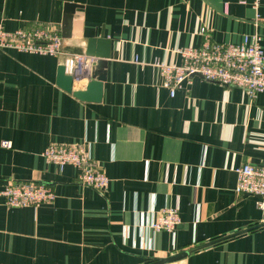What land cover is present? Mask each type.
<instances>
[{
  "label": "crops",
  "instance_id": "obj_1",
  "mask_svg": "<svg viewBox=\"0 0 264 264\" xmlns=\"http://www.w3.org/2000/svg\"><path fill=\"white\" fill-rule=\"evenodd\" d=\"M0 27L67 35L59 57L0 48V144L12 143L0 146V264H153L200 247L169 264H264V207L235 192L234 172L264 163V93L195 78L171 97L155 66L180 65L203 28L218 43L259 35L264 49V0H0ZM97 36L111 57L94 68L102 100L84 102L57 85L58 70ZM51 144L89 151L106 194L47 163ZM12 181L56 199L10 208L1 192ZM166 208L179 211L173 233L151 227Z\"/></svg>",
  "mask_w": 264,
  "mask_h": 264
},
{
  "label": "built area",
  "instance_id": "obj_2",
  "mask_svg": "<svg viewBox=\"0 0 264 264\" xmlns=\"http://www.w3.org/2000/svg\"><path fill=\"white\" fill-rule=\"evenodd\" d=\"M261 0H253V8L258 9ZM203 44L200 47H184L178 50L182 58L180 65L156 61L164 79V85L174 97L184 85L195 78L220 84L229 88L246 91L251 98L264 93V49L259 35H246L239 44L215 42L210 32L201 29ZM0 48L15 49L24 53H34L59 57L63 55V37L55 30L35 28L28 31L6 33L0 27ZM99 58L87 55H66L64 66L67 75L73 77L74 86L90 82ZM87 83V84H88ZM0 146L11 149L10 141H2ZM47 163L60 171L72 166L79 170L78 181L104 196L109 187L108 176L97 169L89 151L79 145L51 144L42 154ZM237 175L235 192L259 198L258 207H264V163L258 166L246 164L234 169ZM5 204L10 208H38L53 203L56 199L51 187L37 182L12 181L1 192ZM181 224L179 211L166 208L151 222L155 231L175 232ZM264 229V225H263Z\"/></svg>",
  "mask_w": 264,
  "mask_h": 264
},
{
  "label": "water",
  "instance_id": "obj_3",
  "mask_svg": "<svg viewBox=\"0 0 264 264\" xmlns=\"http://www.w3.org/2000/svg\"><path fill=\"white\" fill-rule=\"evenodd\" d=\"M76 8L77 5L68 4L66 6V27H70V24L72 22L71 15L72 13H74ZM63 37L66 38L67 35L63 33ZM86 55L102 59H109L111 57V42L105 39L103 36H97L93 39H90L88 41ZM103 81L104 77H97L96 72H94L92 80L87 85V89L85 91H78L74 89L73 77L66 74L64 64L61 65L58 70L57 85L67 93L72 94L74 97L84 102H100L102 100L104 84ZM207 246L209 245H205V247ZM201 248L204 247H200L199 249ZM199 249L185 251L178 255H174L166 259H161L153 264L173 263L188 257L192 252Z\"/></svg>",
  "mask_w": 264,
  "mask_h": 264
}]
</instances>
